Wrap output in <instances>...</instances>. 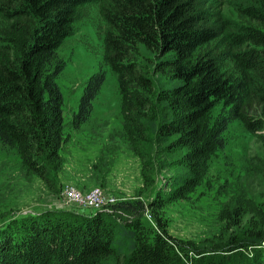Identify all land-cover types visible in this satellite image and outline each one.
<instances>
[{
	"label": "trees",
	"instance_id": "1",
	"mask_svg": "<svg viewBox=\"0 0 264 264\" xmlns=\"http://www.w3.org/2000/svg\"><path fill=\"white\" fill-rule=\"evenodd\" d=\"M222 1L0 0V149L14 152L28 175L48 180L62 164L59 48L90 7L101 22L103 64L116 75L122 136L144 165L156 146L183 167L170 176V192L147 204L153 228L141 220L140 200L112 205L137 212L134 220L116 222L97 211L80 232L25 221L28 232L0 238V264H264L261 207H251L241 244L259 246L253 258L238 260L188 254L167 234L162 212L202 182L232 119L264 143V0L235 1L234 17L224 14ZM104 79L100 67L85 82L70 119L74 129L90 121ZM142 176L151 180L143 168ZM239 215L238 207L224 208L219 219L238 227Z\"/></svg>",
	"mask_w": 264,
	"mask_h": 264
},
{
	"label": "rangeland",
	"instance_id": "2",
	"mask_svg": "<svg viewBox=\"0 0 264 264\" xmlns=\"http://www.w3.org/2000/svg\"><path fill=\"white\" fill-rule=\"evenodd\" d=\"M235 1L239 0L222 1L225 15H236ZM87 13L86 18L77 17L73 32L59 48L64 68L57 83L63 96L66 137L61 150L62 164L48 180H43L28 175L14 152L0 149V238L11 233L19 237L23 229L28 232L25 221L49 222L54 231L60 228L65 232L71 227L80 232L84 219L92 216L93 211L72 202L66 196L71 189L81 193L99 189L114 198L112 205L140 200L144 203L139 212L141 220L153 228L147 204L155 194L170 192V176L183 171L175 163L176 154L156 151V146L148 150L144 165L122 136L116 75L103 64V36L96 31L101 22L96 8L90 7ZM100 67L105 71V79L93 100L91 119L76 130L70 124L71 115L85 82ZM219 110L216 107L213 115ZM223 137L224 147L213 152L202 182L185 199L163 209L166 230L188 254H236L235 260L251 259L250 254L259 245L241 244L245 241L242 236L252 214L251 207L264 211V143L238 119L230 121ZM142 168L146 177L151 178L149 182L142 176ZM112 205L105 213L116 222L137 217V212H121ZM236 207L240 210L239 224L230 227L219 219V213L224 208ZM30 215L34 217L24 219Z\"/></svg>",
	"mask_w": 264,
	"mask_h": 264
},
{
	"label": "built area",
	"instance_id": "3",
	"mask_svg": "<svg viewBox=\"0 0 264 264\" xmlns=\"http://www.w3.org/2000/svg\"><path fill=\"white\" fill-rule=\"evenodd\" d=\"M66 196L75 204L84 208L91 209L93 213L97 211L107 212L109 205L114 203V198L105 195L101 190L94 189L88 193H81L75 189H71L66 192ZM112 202V203H111Z\"/></svg>",
	"mask_w": 264,
	"mask_h": 264
}]
</instances>
